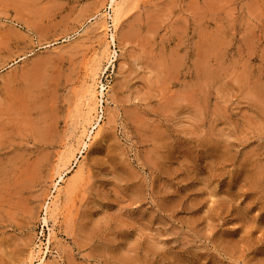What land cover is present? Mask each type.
I'll list each match as a JSON object with an SVG mask.
<instances>
[{
	"label": "rangeland",
	"instance_id": "374dc122",
	"mask_svg": "<svg viewBox=\"0 0 264 264\" xmlns=\"http://www.w3.org/2000/svg\"><path fill=\"white\" fill-rule=\"evenodd\" d=\"M110 1L0 0V264H264V0Z\"/></svg>",
	"mask_w": 264,
	"mask_h": 264
},
{
	"label": "bare ground",
	"instance_id": "6f19581e",
	"mask_svg": "<svg viewBox=\"0 0 264 264\" xmlns=\"http://www.w3.org/2000/svg\"><path fill=\"white\" fill-rule=\"evenodd\" d=\"M130 8V4L129 3H127V1H122V0H111L110 1V10H111V13L109 14V16H110V19H111V21H112V24H113V26H114V31H115V29L117 28V26H118V24H119V22H120V20H121V18L126 14V12L128 11V9ZM107 26V22H106V20L105 19H103L102 21H101V29H104V31L106 30V29H108V27H106ZM116 42V39H115V37H114V34H112V36H111V42H109V43H107V46L108 45H111V44H116L115 43ZM106 46V47H107ZM107 50H108V48H107ZM116 55V54H115ZM96 56H98V54H96L95 56H94V58H93V60H92V62H95L96 63V65H95V63L89 68V69H87V76H88V78L90 79V81H91V84L90 85H88L87 83V85H85V90H84V93H83V95L82 96H80V102H79V106H78V108H79V112H78V118L80 119H78L79 120V122H78V125H79V129L81 130V132H82V135L81 136H83V135H85L86 137L88 136V134H89V129H91V131H90V134L92 135V134H94L95 136L96 135H98L99 134V128H101L100 126H101V123H102V120H103V117H101L100 115H99V113H98V107L100 106V105H102L104 102H103V100H100V99H98V96L96 95L97 94V92H96V89H95V86H96V80H97V77L100 75V73H99V71H100V68H99V63H98V66H97V60H96ZM114 56V55H113ZM108 57H110V56H108ZM114 58V57H113ZM96 60V61H95ZM110 60V59H109ZM112 62V61H111ZM116 62V61H115ZM95 66H97V68L95 69L94 67ZM102 71V70H101ZM99 78V77H98ZM88 79V80H89ZM105 86H102V90L100 91V94L101 95H104V92H105V88H104ZM99 92V91H98ZM99 94V93H98ZM104 112V111H103ZM105 114V113H104ZM101 132V131H100ZM85 137V138H86ZM88 138V137H87ZM91 138H93V137H91ZM90 139V138H89ZM95 139V138H94ZM93 140V139H92ZM88 143L89 142H83L82 143V148L84 147V148H87V149H89V145H88ZM79 151V150H78ZM88 151V150H87ZM81 152V151H80ZM86 152V151H85ZM74 155H72V157H73ZM81 158H83L82 156H81ZM74 160V159H73ZM82 161V160H81ZM81 161H77L76 162V160H75V168L78 170V168H79V170H80V168H82V167H79V165L81 164ZM78 170V171H79ZM79 172H82V170L81 171H79ZM77 175H78V173H77ZM80 175V174H79ZM78 175V176H79ZM65 178H64V174L63 173H61L59 176H58V183H57V185L56 186H59V185H61L65 180H64ZM56 190H58V189H56ZM57 195H60V192H59V190H58V192H57ZM55 199L52 201V203H51V205L49 206V208L47 209L48 211H46L47 212V218H45V220H43V222H44V225H45V227H47L48 228V230L50 231V236L52 235V229L50 228V225H49V220H50V218L52 219H54V221H53V223H55V219H56V216H59L60 214H59V212H60V210H59V196H55L54 197ZM49 205V204H48ZM49 244L51 243V239H49V242H48ZM47 253H48V251L45 253V257H41L40 259H39V263L38 264H45V260H46V257L48 256L47 255ZM36 254V253H35ZM37 254H39V252L37 253ZM36 254V255H37ZM35 257L32 255V260L34 259Z\"/></svg>",
	"mask_w": 264,
	"mask_h": 264
}]
</instances>
